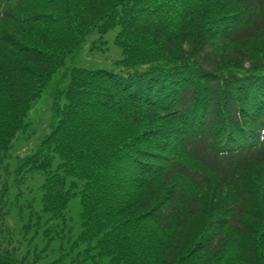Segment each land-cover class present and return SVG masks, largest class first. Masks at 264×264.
<instances>
[{
	"label": "trees",
	"instance_id": "16d2710c",
	"mask_svg": "<svg viewBox=\"0 0 264 264\" xmlns=\"http://www.w3.org/2000/svg\"><path fill=\"white\" fill-rule=\"evenodd\" d=\"M116 28L124 73L67 67ZM260 41L264 0H0V264H47L73 223L49 264L83 247L93 264H264ZM43 100L48 133L14 158Z\"/></svg>",
	"mask_w": 264,
	"mask_h": 264
},
{
	"label": "rangeland",
	"instance_id": "374dc122",
	"mask_svg": "<svg viewBox=\"0 0 264 264\" xmlns=\"http://www.w3.org/2000/svg\"><path fill=\"white\" fill-rule=\"evenodd\" d=\"M119 31L120 28L113 29L103 37H100V35H98L97 33L94 34L93 36L91 35L87 39L85 47L79 53V55H77L75 58L68 60L67 67H86L93 69H104L115 73H124L122 68L117 65V62L122 59V50L115 44V40ZM260 42L262 43L261 44L258 42L253 43V46L255 47V49L253 50V54L255 57L258 56V52L261 50V48L264 49V41H260ZM50 109H51V104L49 100L38 101L34 104L31 110L30 120H29L30 124L32 123L31 129L27 134L22 135V137H20V139L16 141V143L13 145V147L10 150L9 153L10 155H12L14 158H24L28 154L35 151L37 144L48 133V125L51 118ZM40 182H41L40 177L35 175L29 179L28 184L25 183V187H27L26 189L28 193L26 192L25 197L22 198L23 201L21 202H24V204L21 205H26L25 203L27 202V200H31L34 197L37 199L41 197V194H38L37 192H35V190H32L34 186L36 184H39ZM29 191L32 192L30 193ZM34 207H36V203ZM79 209L80 208H79L78 198H76L71 202L68 215L69 218H72L74 221H78V224H79ZM14 211L15 210H12L14 215H16L17 213L19 214L18 211H16L17 213ZM23 212L24 214L29 213V212H25V210H23ZM13 214L11 216H13ZM9 225H10V230L13 233V239H14V240L12 239L13 247L19 248L22 254H24L28 240H25L23 236L19 235L18 233L23 229V227L20 226L17 221L16 223L15 222L10 223L9 221ZM72 227L74 229V233L69 234L68 232H64L61 234L60 239L58 238L55 239L54 241L55 244L52 245V248L54 249V253L51 254V256L48 255L47 259L49 262L47 264L52 263L54 262V260L56 261V259L59 258L60 252L58 251L60 250V248H64V250L68 251L71 245L74 243V241L77 238V235L74 236L77 228L74 223L73 226L72 224L69 225V228ZM43 229L44 228H42L41 231ZM0 240L2 241L4 239L0 237ZM38 242H40V240H38ZM42 248L43 246L39 247V250H41ZM85 255H86L85 247H83L80 250H76L74 253H72L70 258L75 260V264H93L92 259L88 260L86 263H83V259ZM43 258H45V255L43 256Z\"/></svg>",
	"mask_w": 264,
	"mask_h": 264
}]
</instances>
